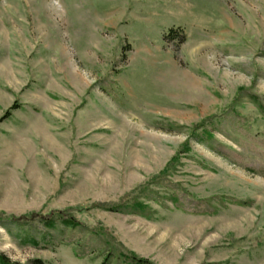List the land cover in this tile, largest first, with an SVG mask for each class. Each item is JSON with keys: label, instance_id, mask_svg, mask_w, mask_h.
I'll use <instances>...</instances> for the list:
<instances>
[{"label": "rangeland", "instance_id": "rangeland-1", "mask_svg": "<svg viewBox=\"0 0 264 264\" xmlns=\"http://www.w3.org/2000/svg\"><path fill=\"white\" fill-rule=\"evenodd\" d=\"M259 105L264 0H0V254L264 264Z\"/></svg>", "mask_w": 264, "mask_h": 264}, {"label": "trees", "instance_id": "trees-1", "mask_svg": "<svg viewBox=\"0 0 264 264\" xmlns=\"http://www.w3.org/2000/svg\"><path fill=\"white\" fill-rule=\"evenodd\" d=\"M179 33H181L180 29L177 30H170V32L168 33L167 36H170L171 38L173 36H178ZM259 110L261 111V113L264 115V106L263 105H259L258 106ZM14 109V107H10L9 110L6 112V114L8 115V113L10 112V110ZM4 116H7V115ZM177 156L174 155L170 161H174L176 160ZM129 196L125 195L124 197L121 198L120 202L118 204L115 205H104L102 203H95L92 204L90 207L92 208H103L106 210H118L120 207L122 206H126V204L128 203ZM82 210V209H79ZM58 217L60 218V223L63 224L64 226H69V227H76L79 225V222L75 220V218H73L72 216H67V215H61V213H57ZM52 214H48L45 216H38L35 214H31L27 217H20V218H13L12 220L16 223H25L26 221H31V220H39V222H41L43 224L44 227L46 228H53L55 226V218L52 217ZM99 234H102V229L100 228L97 231ZM29 242L34 245V246H38V243L33 240L30 239ZM126 259L125 264H152L150 261L146 260V259H142L137 257L134 253L132 252H128L126 254V256L124 257ZM0 264H21V263H17V262H11L9 259H7L4 255L0 254ZM27 264H45L41 259H33L30 262H28ZM101 264H108V262L106 260H104Z\"/></svg>", "mask_w": 264, "mask_h": 264}]
</instances>
